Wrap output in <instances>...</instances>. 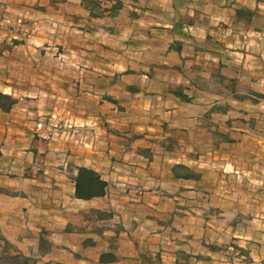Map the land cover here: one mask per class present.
<instances>
[{
	"label": "crops",
	"instance_id": "1",
	"mask_svg": "<svg viewBox=\"0 0 264 264\" xmlns=\"http://www.w3.org/2000/svg\"><path fill=\"white\" fill-rule=\"evenodd\" d=\"M240 1L0 0L38 28L0 55V92L14 99L0 108V257L255 259L247 232L249 217H264V24H250L264 0ZM238 7L254 10L249 23L234 19ZM54 118L74 124L68 146L63 125L40 133ZM72 166L97 171L104 194L77 198Z\"/></svg>",
	"mask_w": 264,
	"mask_h": 264
},
{
	"label": "rangeland",
	"instance_id": "2",
	"mask_svg": "<svg viewBox=\"0 0 264 264\" xmlns=\"http://www.w3.org/2000/svg\"><path fill=\"white\" fill-rule=\"evenodd\" d=\"M250 3H251L250 0H242L237 4L249 5ZM17 18L24 19V21H26L25 25L24 26L18 25L16 22ZM31 23H34V21H32L29 17L25 16L23 13L14 12L9 2H0V55L2 57L6 56L5 54L3 55L2 52L4 51L7 52V50L10 47H12L14 44L22 43L24 40L26 41L30 35H34L36 33L38 28L35 24L34 26L36 29L32 30L30 28ZM263 24H264V4L261 3V6L255 11V18L250 25L253 27L256 26L262 28ZM243 27H247V25L246 26L244 25ZM4 69H5L4 66H0V82H5V79L8 77V72ZM3 90H6V88L2 87V89H0V91ZM261 110H264V108H260L259 111ZM50 122L51 124L48 123L50 129L47 131H41L40 133L42 135L44 134L47 135L49 134L50 130L58 129L60 128V125H63L62 129L65 130V133L62 140L65 141L66 145L68 146L70 143L69 140L72 135V132H74L72 131V129L75 127L74 124L69 120H56L55 118ZM37 128L42 129L40 125L37 126ZM50 142L53 143L55 142V140H51ZM259 202H260L259 205L261 206V201ZM249 218L250 220L254 219V221L250 222L249 224L250 229L247 232V235L250 237L249 241L254 243L253 247H256L258 245V247L256 248L258 252L255 251L254 253L255 259H253L252 256L250 257L245 256L244 261H246L248 264H264V217L251 216ZM247 221H249V219H247ZM228 249L230 251H234L236 254L243 251L242 248H237L236 246L228 247ZM261 256L263 258L259 259V257Z\"/></svg>",
	"mask_w": 264,
	"mask_h": 264
},
{
	"label": "trees",
	"instance_id": "3",
	"mask_svg": "<svg viewBox=\"0 0 264 264\" xmlns=\"http://www.w3.org/2000/svg\"><path fill=\"white\" fill-rule=\"evenodd\" d=\"M96 1H93L91 7L98 5ZM121 8L120 1H115L111 4L109 12L114 16L118 10ZM254 14V10L247 7H238L234 10V19L236 21H243L244 23H249ZM14 99L8 95L0 92V108L3 110H8L13 104ZM69 172L72 173V180L75 187V196L81 199H90L95 196H101L105 192L106 182L101 179L99 173L92 168L84 166H72L69 167ZM96 213L99 210L93 209ZM107 254H102L101 259H105ZM27 262V258L23 259ZM19 260L16 256H1L0 264H19Z\"/></svg>",
	"mask_w": 264,
	"mask_h": 264
},
{
	"label": "built area",
	"instance_id": "4",
	"mask_svg": "<svg viewBox=\"0 0 264 264\" xmlns=\"http://www.w3.org/2000/svg\"><path fill=\"white\" fill-rule=\"evenodd\" d=\"M16 22H17L18 25L24 26L26 21H24V19H22V18H17L16 19ZM34 25H35L34 23H31L30 24V26H31L30 28L32 30H35L36 29ZM120 185L124 188L125 191H129V190L133 191L134 190V192L136 194H141L142 193L141 188L134 187L133 190H132V185L130 183L122 182V183H120Z\"/></svg>",
	"mask_w": 264,
	"mask_h": 264
}]
</instances>
